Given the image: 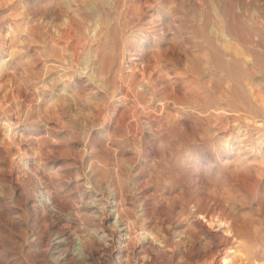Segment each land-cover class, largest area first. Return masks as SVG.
Returning <instances> with one entry per match:
<instances>
[{
    "label": "rangeland",
    "instance_id": "1",
    "mask_svg": "<svg viewBox=\"0 0 264 264\" xmlns=\"http://www.w3.org/2000/svg\"><path fill=\"white\" fill-rule=\"evenodd\" d=\"M262 110L264 0H0V264H84L113 201L163 247L85 264L264 263Z\"/></svg>",
    "mask_w": 264,
    "mask_h": 264
},
{
    "label": "bare ground",
    "instance_id": "2",
    "mask_svg": "<svg viewBox=\"0 0 264 264\" xmlns=\"http://www.w3.org/2000/svg\"><path fill=\"white\" fill-rule=\"evenodd\" d=\"M82 1V0H80ZM76 3V2H75ZM87 4V3H86ZM72 9V8H71ZM72 11V10H71ZM70 12V10H69ZM217 13V12H216ZM70 20V19H68ZM74 20H76V18H74ZM221 20V19H219ZM226 36V35H225ZM222 37V36H221ZM224 37V36H223ZM230 37V36H229ZM228 37V38H229ZM220 38V37H219ZM221 39V38H220ZM223 39V38H222ZM219 40V39H218ZM224 40V39H223ZM230 41V39H229ZM223 46V45H222ZM235 46V45H234ZM237 47V46H236ZM232 48V47H231ZM228 49V48H227ZM226 50V49H225ZM236 50V49H235ZM237 52V51H236ZM228 53V52H227ZM242 53V52H241ZM230 54V53H228ZM245 54V53H243ZM242 54V55H243ZM221 55V53H220ZM248 55V54H246ZM244 56L245 58L247 56ZM225 56V55H224ZM223 56V57H224ZM228 56V55H227ZM239 56V54L237 55ZM236 56V57H237ZM226 57V56H225ZM236 59V58H235ZM248 59V58H247ZM236 61V60H235ZM246 61V60H245ZM244 61V62H245ZM241 62V61H240ZM243 63V62H242ZM227 64V63H226ZM243 65V64H242ZM251 65V64H250ZM248 86V85H247ZM252 89V88H251ZM250 92V91H249ZM248 92V93H249ZM252 93V92H251ZM254 94V93H253ZM260 95V94H259ZM254 96V95H253ZM259 98L261 97L258 96ZM262 101V100H261ZM263 103V102H261ZM260 105V104H259ZM260 110V109H259ZM264 112V110H262ZM261 113V112H260ZM254 117V116H253ZM257 117V116H256ZM246 119V117H244ZM248 119V118H247ZM252 119V118H251ZM264 119V118H263ZM8 122V121H7ZM9 123V122H8ZM260 124V123H259ZM248 125V124H247ZM249 126V125H248ZM253 126V125H252ZM257 126V124H256ZM260 126V125H259ZM4 128H5V135H9L8 133H11L9 131L7 127V123H4ZM255 129V128H253ZM257 129V128H256ZM258 130V129H257ZM262 131V130H261ZM264 131V130H263ZM4 132V131H3ZM241 133V131H240ZM260 133V132H259ZM239 136V135H238ZM8 137V136H7ZM237 137V136H236ZM239 139V138H238ZM261 139V137H260ZM264 159V158H263ZM262 163V162H261ZM260 164V163H259ZM260 167V166H259ZM263 168V166H262ZM260 169V168H259ZM89 172V171H88ZM87 172V174H88ZM261 172V170H260ZM89 177V175H87ZM87 177V178H88ZM90 179V178H88ZM84 185V184H83ZM91 187V186H90ZM89 189V188H88ZM94 190V189H92ZM89 191V190H88ZM95 193V192H94ZM114 194V193H113ZM111 196V194H110ZM112 197V196H111ZM115 200V199H114ZM127 203V202H125ZM90 204V203H89ZM144 205V204H143ZM108 206V205H107ZM126 206V205H125ZM111 208V211H109V214L112 215V222L108 223L105 226V229L99 231V232H95L94 230H89V236H81L82 238H78V240H76V242L74 243V246L72 248V251L70 252L69 255H71V257L74 260H77L84 263L87 261H94L96 263L97 258L96 257V253L95 251L92 249V245L94 244V240L97 239V241H100L102 246H101V250H102V254L104 255L105 253H109L110 256H112L111 254H113L115 252V258L119 259L120 256H122L123 254L126 253V250L128 249L129 244L131 243L133 237H137L138 238V244L139 247L134 249V252L137 254H139V252L141 251V247H142V243L143 244H150L152 246H160L161 248L163 247L162 241H161V237H159V235H155L152 232L145 230V229H140L139 232H135V228L131 227V221H129V219H125L122 217L121 215V209L118 207V203H114V201L111 203V206H109ZM128 207V206H127ZM90 208L92 209L93 214L98 217V216H102L103 212H104V208L102 207V205L100 204V199H94L91 202ZM142 208V207H140ZM138 209V208H137ZM89 210V205L87 206V209ZM130 210V209H129ZM84 213V212H82ZM81 213V214H82ZM87 213H89V211H87ZM67 214V213H66ZM69 214V213H68ZM75 214V213H74ZM123 214V213H122ZM138 215V214H137ZM143 215V214H142ZM195 215V214H194ZM201 215V214H200ZM76 215H74L75 217ZM196 216V215H195ZM194 216V217H195ZM199 216V215H198ZM89 217V216H88ZM129 217V216H128ZM142 217V216H140ZM71 218V217H70ZM114 218V220H113ZM190 218V217H189ZM205 219V217H200L198 218V220L200 219ZM65 219V218H64ZM138 219V218H137ZM143 219V218H142ZM66 221H68L69 219H65ZM62 220V221H65ZM188 220V219H187ZM72 221V220H71ZM190 221V220H189ZM203 221V220H202ZM219 221V220H218ZM192 222V221H191ZM225 222V221H224ZM61 223V222H60ZM70 223V222H69ZM56 224V223H55ZM63 226V225H62ZM61 224H57L55 227H62ZM66 226V225H64ZM69 226V224H68ZM141 226V225H140ZM147 226V225H146ZM189 226V225H188ZM191 226V225H190ZM146 228V227H145ZM188 228V227H187ZM186 228V229H187ZM193 228V227H192ZM195 228V227H194ZM134 231L133 233L131 232ZM228 231V230H227ZM230 231V230H229ZM194 232V231H193ZM65 233V232H62ZM88 235V234H87ZM188 240V239H187ZM100 244V245H101ZM114 245L115 251L112 252L110 250L111 246ZM99 247V246H98ZM49 251L52 252L54 258L52 260L53 264H68L69 260H68V256L65 252H67L66 249V241L64 238V235H59L58 233L54 235L52 242L49 246ZM99 249V248H98ZM143 249V248H142ZM133 252V253H134ZM134 253V254H135ZM103 255H101V257H103ZM108 255V257H109ZM139 256V255H138ZM256 256V255H255ZM101 257H99L98 259V263H100L101 261ZM137 257V256H136ZM142 257V256H141ZM140 257V258H141ZM189 257V255L187 256ZM89 258V260H88ZM111 258V257H110ZM193 259V258H192ZM105 260V259H103ZM109 260V259H108ZM110 261V260H109ZM142 261V260H141ZM260 261V260H259ZM103 262V261H102ZM216 262V261H215ZM256 262V261H255ZM94 263V262H93ZM90 264V263H89ZM119 264V263H117ZM258 264V263H257ZM264 264V263H261Z\"/></svg>",
    "mask_w": 264,
    "mask_h": 264
},
{
    "label": "built area",
    "instance_id": "3",
    "mask_svg": "<svg viewBox=\"0 0 264 264\" xmlns=\"http://www.w3.org/2000/svg\"><path fill=\"white\" fill-rule=\"evenodd\" d=\"M36 198H37V201L40 203V205H42L51 215H53V217H56L59 215L58 211L56 210V208L52 204L50 194L48 193L47 190H45V189L37 190ZM78 238L79 237H75L74 238L75 241L78 240ZM53 258H54V256L51 257V259H50L51 262H52ZM52 264H53V262H52Z\"/></svg>",
    "mask_w": 264,
    "mask_h": 264
}]
</instances>
